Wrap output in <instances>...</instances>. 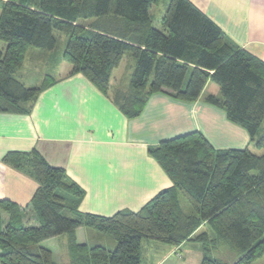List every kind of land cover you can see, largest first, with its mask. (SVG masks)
<instances>
[{
  "label": "trees",
  "instance_id": "trees-1",
  "mask_svg": "<svg viewBox=\"0 0 264 264\" xmlns=\"http://www.w3.org/2000/svg\"><path fill=\"white\" fill-rule=\"evenodd\" d=\"M159 0H5L0 1V112L35 99L49 84L26 88L14 78L29 48L53 51L54 32L67 40L63 58L71 75L80 74L106 95L111 74L128 53L135 61L130 93L117 99L127 118L139 116L151 95L165 94L193 103L208 82L218 86L228 120L243 127L255 148L264 151V63L229 43L222 31L188 0H170L160 22L152 27L149 9ZM119 17L127 21L126 39L79 20ZM128 33V34H127ZM111 34V33H110ZM8 105L4 106L2 105ZM149 155L164 170L172 187L160 191L139 211L110 217L76 212L78 185L63 169L54 168L36 152L9 153L3 162L30 170L38 188L31 207L38 226H26L21 209L0 200V264H56L50 250L29 247L68 234L73 264H141L143 240L177 247L205 224L193 241L202 245L200 264H226L212 256L214 246L236 254L233 264H253L264 256V154L248 148L216 150L200 132L164 140ZM183 197L192 214L183 212ZM68 202L69 204H67ZM88 228L116 242L113 251L78 245L74 232Z\"/></svg>",
  "mask_w": 264,
  "mask_h": 264
},
{
  "label": "crops",
  "instance_id": "crops-1",
  "mask_svg": "<svg viewBox=\"0 0 264 264\" xmlns=\"http://www.w3.org/2000/svg\"><path fill=\"white\" fill-rule=\"evenodd\" d=\"M188 1L216 24L229 43L264 63V0ZM169 2L164 1L165 11ZM155 12L153 6L148 12L152 27ZM164 14H160L159 26ZM109 35L126 39L124 33ZM63 53L57 44L53 51L29 48L14 78L26 88H38L46 78L51 79L50 84L35 99L0 112V200L21 209L24 225H39L30 205L38 185L24 163L15 169L3 162L9 153L27 155L35 150L48 165L63 169L68 180L83 192L81 198L71 201L76 212L103 217L120 211L137 212L160 191L172 187L148 152L164 140L197 131L216 150L248 148L256 155L264 154L255 148L260 135L251 138L243 127L228 120L222 107L207 102L208 97L222 100L217 85L211 87L213 83L208 82L193 103H183L165 94L151 95L139 116L127 119L119 111L117 99L130 93L134 59L128 73L123 74V56L103 95L82 75H71V66ZM263 124L260 134L264 132ZM181 203L180 197V206ZM86 230L78 228L74 232L78 245L115 249L113 239L109 241ZM204 232L213 236L203 224L177 247L143 240L140 262L200 264L202 245L191 239ZM60 236H66L64 262L56 260L53 248ZM60 236L29 247V252L44 248L52 252L56 264H73L70 237Z\"/></svg>",
  "mask_w": 264,
  "mask_h": 264
},
{
  "label": "rangeland",
  "instance_id": "rangeland-1",
  "mask_svg": "<svg viewBox=\"0 0 264 264\" xmlns=\"http://www.w3.org/2000/svg\"><path fill=\"white\" fill-rule=\"evenodd\" d=\"M164 1L165 0H160L157 6H153V10L156 9V12L152 14V16H153V19H152L153 20V28L156 27L157 29H160V26L158 23H159V20L162 16V15L160 16V14H162V11H163V14L165 13ZM76 24L79 26H82L86 29H89V30L99 29L102 31L109 32L111 34L124 33L126 31V27L128 25H131L127 21H125L124 19L119 18V17H113V16L105 17V18L79 20L76 22ZM54 37L57 41L59 52L61 50L64 51L65 45H66V40H67L66 36L63 33L54 32ZM4 47H5L4 44L0 42V50L1 51L4 50ZM131 61H132V56L130 54L126 53L124 56L122 66H121L123 74H125L126 72L128 73V71L130 70V66L132 63ZM121 83H122V80H121ZM210 85H211V87L216 86L215 84H210ZM261 130H263L262 126H261L259 132H261ZM251 149L255 152L257 151L256 149H253V148H251ZM259 153H257V154H259ZM181 200H182L181 207H182L183 212L184 213H187L189 211L191 212L192 210L190 209L186 200L183 197H181ZM66 203L69 204L68 202H66ZM86 229H87L86 231H89L88 233H97L94 230H91L88 228H86ZM97 235H101V237H106L105 239H108L109 241H113L112 238H110L109 236H106V235H103L100 233H97ZM65 239H66V236H60L57 240L58 242L56 244H54V246H53V248L57 254V256H55L57 261H58V258H60L64 262L63 251L65 249V243H66ZM108 240H106V241H108ZM103 241H105V240H103ZM211 247H210V250L213 251L212 256L219 258L222 262H224L226 264H233L234 263L236 254L233 251H231L228 247H219V246H214V248H211ZM190 264H191V262H190ZM253 264H264V256L262 258L256 260Z\"/></svg>",
  "mask_w": 264,
  "mask_h": 264
}]
</instances>
